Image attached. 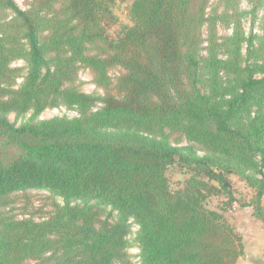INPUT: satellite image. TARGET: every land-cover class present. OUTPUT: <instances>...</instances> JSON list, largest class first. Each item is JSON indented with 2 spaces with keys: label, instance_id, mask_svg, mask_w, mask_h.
Listing matches in <instances>:
<instances>
[{
  "label": "trees",
  "instance_id": "1",
  "mask_svg": "<svg viewBox=\"0 0 264 264\" xmlns=\"http://www.w3.org/2000/svg\"><path fill=\"white\" fill-rule=\"evenodd\" d=\"M123 1L132 25L113 39L115 0H0V264H117L133 226L139 264H236L241 237L206 207L231 196L229 176L264 224V20L261 36L238 19L220 39L218 6L245 0ZM81 68L102 96L70 86ZM60 106L78 116L37 119ZM173 165L191 172L177 190ZM28 190L50 194L42 221L8 216Z\"/></svg>",
  "mask_w": 264,
  "mask_h": 264
},
{
  "label": "rangeland",
  "instance_id": "2",
  "mask_svg": "<svg viewBox=\"0 0 264 264\" xmlns=\"http://www.w3.org/2000/svg\"><path fill=\"white\" fill-rule=\"evenodd\" d=\"M15 4L20 9H27L30 0H14ZM216 0H210V4H216ZM130 2L123 0H115L112 7L113 21L105 24V31L109 38H115L120 30L127 25H132L129 19L128 8ZM208 7L207 11H210ZM235 8L226 7L224 3L218 6V16L220 17L216 24L217 36L220 39L231 36L233 25L239 19L241 28L248 38L250 35L261 36L263 30L264 8L254 9V3L250 1H241ZM209 13V12H208ZM203 39L206 38V26L201 29ZM206 44L204 43L203 46ZM14 67H23V62H15ZM122 71L119 68L112 69L109 76L112 85L109 92L119 96L116 88V79L121 75ZM22 83V78L16 82V87ZM76 90L93 96H102L104 91L98 88L93 81L92 73L85 68H81L78 74L70 84ZM30 116L26 115V118ZM78 116V112L67 107H56L45 109L37 118L38 120H49L52 118H67L72 119ZM25 118V119H26ZM10 122L16 120L14 114L9 115ZM21 119L16 120L17 124ZM179 137L176 135H169V140L173 144L178 141ZM184 145V142H181ZM166 176L169 180V186L172 190L182 188L184 182L191 176V172L179 165L171 166ZM231 182V196L221 194L218 196L209 197L206 200V207L210 210H216L222 214L226 222L234 228L235 232L241 237L243 244V253L236 264H264V224L253 217V210L251 207H243L242 205L250 202L253 191L238 177L229 176ZM47 191H31L20 192L10 196L9 204L6 211L9 215L17 219L32 218L35 221H42L48 217L52 210V203ZM60 203V202H58ZM262 207L264 210V198L262 199ZM129 237V246L126 248L125 258L119 260L117 264H139L138 249L132 243V238L135 237L136 227L131 229ZM22 264H42L40 260H27Z\"/></svg>",
  "mask_w": 264,
  "mask_h": 264
}]
</instances>
